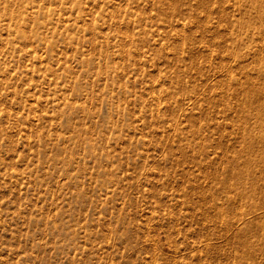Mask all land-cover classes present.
I'll return each mask as SVG.
<instances>
[{
    "label": "rangeland",
    "instance_id": "rangeland-1",
    "mask_svg": "<svg viewBox=\"0 0 264 264\" xmlns=\"http://www.w3.org/2000/svg\"><path fill=\"white\" fill-rule=\"evenodd\" d=\"M250 1L0 0V264H264Z\"/></svg>",
    "mask_w": 264,
    "mask_h": 264
},
{
    "label": "bare ground",
    "instance_id": "bare-ground-1",
    "mask_svg": "<svg viewBox=\"0 0 264 264\" xmlns=\"http://www.w3.org/2000/svg\"><path fill=\"white\" fill-rule=\"evenodd\" d=\"M238 2V1H237ZM250 4H253L254 6H259V7H264V0H251L250 1ZM255 10V9H254ZM263 10H264V8H263ZM257 11H260V10H257ZM256 13V12H255ZM255 19V18H254ZM239 21V20H238ZM259 21V20H258ZM250 23V22H249ZM238 24V23H237ZM263 24V23H262ZM263 26V25H262ZM256 40V39H255ZM264 41V40H263ZM263 41H262V43H263ZM264 45V44H263ZM248 46V45H247ZM259 47H260V45H259ZM260 50H262V51H264V49H260ZM261 51V52H262ZM260 52V53H261ZM232 54V53H231ZM261 55H264V54H262L261 53ZM234 56H235V54H234ZM262 57V56H261ZM256 58H258V56H256ZM259 59V58H258ZM252 62V61H251ZM261 68V67H260ZM248 79V78H247ZM244 85H245V83H244ZM247 87V86H246ZM252 92H250V93H252L251 94V97H255V98H257V99H259L261 96H263L264 97V83H262L261 85H256V84H254L253 83V85L251 86V89H250ZM247 99H248V97L246 98V101H247ZM259 108L261 109V110H264V99H263V102L259 105ZM257 118V117H256ZM256 121H257V119H256ZM261 124H264V117L259 121ZM248 128H249V126H247V128L244 126V130H246L244 133L246 134V137H248V135L247 134H249V132H248ZM264 133V132H263ZM264 135V134H263ZM263 135L260 133V137L264 140V137H263ZM251 140H252V136H251ZM262 141V140H261ZM253 144V141H252V143H250V146ZM239 157V156H238ZM237 161V160H236ZM263 168H264V162L263 163H261L260 164ZM247 167V166H246ZM242 168L245 172H247L248 170H247V168ZM242 169L239 167L236 171H232V172H228L227 173V176H225V178H224V180L225 179H227V178H229V179H232V178H234V179H241V176L242 175H240V174H243L244 172L242 171ZM239 182V181H238ZM223 210V209H222Z\"/></svg>",
    "mask_w": 264,
    "mask_h": 264
}]
</instances>
